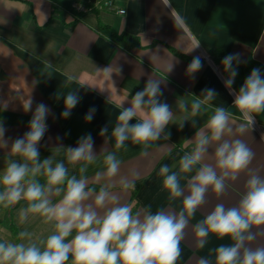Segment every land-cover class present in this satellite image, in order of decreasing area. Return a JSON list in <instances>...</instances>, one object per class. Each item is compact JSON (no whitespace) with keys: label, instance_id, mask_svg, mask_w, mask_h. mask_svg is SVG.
Listing matches in <instances>:
<instances>
[{"label":"crops","instance_id":"1","mask_svg":"<svg viewBox=\"0 0 264 264\" xmlns=\"http://www.w3.org/2000/svg\"><path fill=\"white\" fill-rule=\"evenodd\" d=\"M106 1L0 0V102L8 105L0 112V122L6 129L5 138L9 139L10 148L12 141L29 130L32 113L43 103L50 112L47 132L38 145L42 159L55 153L58 145L76 147L81 136L91 134L97 159L85 175L93 196L102 185L111 183L109 190L120 197L121 203L133 205L134 212L145 208L153 213L160 209L179 212L182 199H170L159 169L166 164L179 173L180 158L194 147V144L184 147L186 139H192L196 131L192 122H185L183 129L170 123L166 129L170 139L153 142L147 148L129 141L125 148L116 150L114 139L105 143L106 137L99 132L108 127L110 135L121 110L119 103L126 97L130 100L148 79L162 80L161 100L174 112L177 100L190 103L203 89H215L217 98L198 118L197 127H203L217 106L225 107L237 123L241 122L240 113L232 104L235 91L247 76L238 74L230 92L223 84L222 67L213 62L208 52L239 53L242 63L256 61L264 65V0H114L125 13L108 9ZM75 4L85 9L79 10ZM197 43L199 47L188 52ZM194 57L201 59L202 67L193 78L186 69ZM171 63L172 71L167 72ZM69 76L75 80L66 86ZM68 91H77L81 99L65 119L60 115L64 111L63 95L60 99L57 95ZM29 98L32 109L25 112L23 103ZM124 106L130 104L125 102ZM93 107L96 109L93 120L85 122V114ZM255 121L254 128L238 138L255 154L249 168L264 176V113L256 114ZM108 152H115L121 160L120 173L111 181L106 178L96 181V173L105 171L103 158ZM10 158L19 159L11 156L8 149H0V168ZM56 159H64L63 153ZM68 166L79 177L81 165ZM133 171L139 173L140 179L135 189L125 190L120 177ZM194 174L195 170L180 174L181 186L186 187ZM247 179L248 173L241 172L236 180L226 181L223 194L217 196L211 189L206 193V203L185 229L176 264H198L202 257L215 264V249L233 243L227 236L220 239L210 233L207 243L200 248L194 225L218 203L226 207L236 205ZM53 199L55 202L59 197ZM23 207L26 202L22 200L10 208H0V238L19 242L20 231L43 238L53 230V225L44 223L38 215L29 216L20 224L18 213ZM11 222L17 228V236L9 227ZM258 230L264 231V226ZM250 246L264 247V235H258Z\"/></svg>","mask_w":264,"mask_h":264},{"label":"clouds","instance_id":"2","mask_svg":"<svg viewBox=\"0 0 264 264\" xmlns=\"http://www.w3.org/2000/svg\"><path fill=\"white\" fill-rule=\"evenodd\" d=\"M196 47L199 43L188 52ZM240 63L239 53H230L221 61L225 74L223 84L230 92ZM201 67V59L194 57L186 73L193 77ZM172 68L171 63L167 72ZM74 80L69 76L66 86ZM161 83V79H148L144 88L135 92L130 100L127 97L122 100L110 135H107L108 127L101 128L99 135L106 137L105 143L114 139L116 150L125 148L129 141L147 148L153 142L170 139L166 131L170 123L183 129L185 122L191 121L196 131L192 139H186L184 147L189 144L194 147L180 158L179 173L171 171L166 164L159 169L170 199H182L180 211L160 209L153 213L145 208L134 212L133 205L121 203L120 197L109 190L111 183L102 185L93 196L85 175L89 165L97 159L91 134L81 136L76 147L58 145L55 153L42 159L38 145L47 132L50 110L40 103L28 122L29 130L12 141L10 148L9 139L5 138L6 129L0 122V149H8L11 156L19 157L10 158L0 168V208H10L23 200L26 207L19 210V223L24 224L29 216L38 215L44 223L52 224L53 230L43 238L20 231L19 242L0 238V264H176L185 229L206 203V193L211 189L217 196L223 194L226 181L236 180L241 172H247L248 179L239 202L232 207L216 204L194 225V234L200 248L205 246L210 233L220 239L227 236L233 242L215 249V264H264V247L250 246L258 235H264V231L258 230L264 226V176L249 168L255 154L238 138L254 128L256 114L264 113V70L253 68L235 91L232 105L240 113L239 123L233 119L231 111L217 106L203 127H197L198 118L217 98L216 90L203 89L190 103L177 100L174 112L161 100ZM61 95L64 111L60 115L67 119L81 97L77 91H68L58 94L57 99ZM125 102L130 106L125 107ZM7 106L6 102H0V112ZM31 109L29 98L23 103V110ZM95 112L94 107L90 108L84 121L91 122ZM132 120L137 122L130 123ZM61 152L64 159H56ZM141 154L147 155V152ZM103 159L105 171L97 172L95 180L111 181L120 173L121 160L115 152H108ZM209 160L212 163L207 162ZM78 164L81 165L79 177L71 173L68 166L75 168ZM194 170L186 187H182L180 174ZM139 179V173L133 171L129 176L120 177V183L123 189L133 190ZM54 197L59 199L54 202ZM198 264H212V261L202 257Z\"/></svg>","mask_w":264,"mask_h":264},{"label":"trees","instance_id":"3","mask_svg":"<svg viewBox=\"0 0 264 264\" xmlns=\"http://www.w3.org/2000/svg\"><path fill=\"white\" fill-rule=\"evenodd\" d=\"M115 37H117V35H115ZM208 55L216 65L221 66L223 69L221 61L226 55H228L227 52L222 51V50H210L208 52ZM253 68H260L261 70H264V65H262L261 63L256 62V61H250L247 63H240V65L238 66V74L242 77H246L250 74V72ZM9 227L14 232V235L17 236L18 233H17V228H16L15 224L11 222L9 224Z\"/></svg>","mask_w":264,"mask_h":264},{"label":"built area","instance_id":"4","mask_svg":"<svg viewBox=\"0 0 264 264\" xmlns=\"http://www.w3.org/2000/svg\"><path fill=\"white\" fill-rule=\"evenodd\" d=\"M106 6L108 9L110 10H115L116 12H119V13H125L126 10L125 9H122V8H118L115 1L114 0H107L106 1ZM75 7L79 10H84L85 7L82 6V5H79V4H75Z\"/></svg>","mask_w":264,"mask_h":264}]
</instances>
